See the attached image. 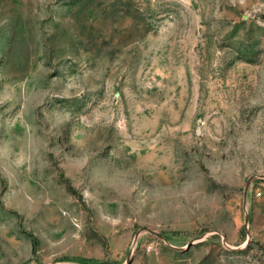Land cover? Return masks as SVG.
<instances>
[{
    "label": "rangeland",
    "instance_id": "rangeland-1",
    "mask_svg": "<svg viewBox=\"0 0 264 264\" xmlns=\"http://www.w3.org/2000/svg\"><path fill=\"white\" fill-rule=\"evenodd\" d=\"M0 264H264V0H0Z\"/></svg>",
    "mask_w": 264,
    "mask_h": 264
},
{
    "label": "water",
    "instance_id": "water-1",
    "mask_svg": "<svg viewBox=\"0 0 264 264\" xmlns=\"http://www.w3.org/2000/svg\"><path fill=\"white\" fill-rule=\"evenodd\" d=\"M248 184L246 185V189H245V197H246V195H247V189H248ZM248 220V218H246V221ZM149 231H151V232H153V233H155L156 235H159L160 237H163V234L162 233H160V232H157L156 230H154V229H150V228H147Z\"/></svg>",
    "mask_w": 264,
    "mask_h": 264
}]
</instances>
